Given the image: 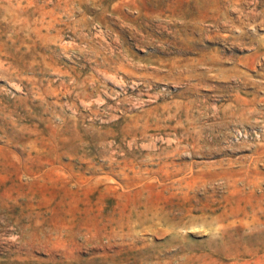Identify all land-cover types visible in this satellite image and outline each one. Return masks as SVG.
<instances>
[{
	"label": "rangeland",
	"instance_id": "obj_1",
	"mask_svg": "<svg viewBox=\"0 0 264 264\" xmlns=\"http://www.w3.org/2000/svg\"><path fill=\"white\" fill-rule=\"evenodd\" d=\"M263 10L0 0V264H264Z\"/></svg>",
	"mask_w": 264,
	"mask_h": 264
},
{
	"label": "bare ground",
	"instance_id": "obj_2",
	"mask_svg": "<svg viewBox=\"0 0 264 264\" xmlns=\"http://www.w3.org/2000/svg\"><path fill=\"white\" fill-rule=\"evenodd\" d=\"M250 3V2H249ZM252 3V2H251ZM254 3L256 4L257 2H255L254 1ZM255 10V9H254ZM240 11V16L238 17V19H242V20H246V21H253V19L255 18V16H256V12H254L253 10H250V11H248V12H244L243 10H239ZM262 13H263V15H264V10L262 11ZM263 22H264V20H263ZM241 23H242V21H241ZM237 28H239L238 26H236ZM243 36V33H241V34H239L238 36H237V38H240L241 39V37ZM236 38V39H237ZM263 41H264V39H261L260 41H259V43H260V46H261V48H264V44H263ZM259 51H257L256 52V54L258 53ZM261 53V52H260Z\"/></svg>",
	"mask_w": 264,
	"mask_h": 264
}]
</instances>
